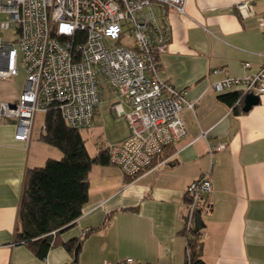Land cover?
<instances>
[{"label":"crops","instance_id":"0c3cea01","mask_svg":"<svg viewBox=\"0 0 264 264\" xmlns=\"http://www.w3.org/2000/svg\"><path fill=\"white\" fill-rule=\"evenodd\" d=\"M242 1L254 4V16L239 15L235 6ZM153 10L169 35L168 47L160 55V76L177 88H188L189 98L197 100L195 109L182 112L187 134L167 148L168 162L134 180L115 164H95L83 214L58 235L59 243L42 259L27 244L16 241L25 175L29 168L43 166L50 158L60 159L63 153L41 138L45 113L36 115L29 142L15 138V120H3L0 264H69L72 255L61 242L73 237L84 238L78 264L117 263L127 257L145 264H185L186 188L206 172L213 182V213L197 219L203 231L204 260L207 264H264V93L250 111L243 110V100L241 112L236 113L220 99L230 91L218 93L213 88L228 76L244 77L264 67L260 24L264 0H187L185 14L158 3ZM10 82L0 79V100L14 101L20 95L22 90L11 89ZM102 103L91 126L96 127L100 146L91 152L82 135L91 155L129 135L125 121L121 136L109 143L103 138L99 128L108 110ZM218 143L226 148L211 154L209 147ZM104 222L106 226L100 227Z\"/></svg>","mask_w":264,"mask_h":264},{"label":"built area","instance_id":"2783aa9c","mask_svg":"<svg viewBox=\"0 0 264 264\" xmlns=\"http://www.w3.org/2000/svg\"><path fill=\"white\" fill-rule=\"evenodd\" d=\"M155 3L186 13L187 0H0V79L10 81L19 74L20 53L27 72L18 98L0 100V125L5 119L15 120V138L29 142L38 112L46 114L55 105L69 126L90 128L105 78L122 97L113 109L126 116L130 129L125 139L109 146L111 162L130 176L157 167L160 163L152 167L153 160L164 147L187 134L182 112L195 109L197 100L189 98L188 88H177L160 76L158 59L168 40L155 16ZM235 7L242 18L256 14L249 1ZM260 24L264 35V15ZM12 25L16 39L9 41L3 34ZM213 87L218 93L242 91L243 98L261 95L264 67L244 77L228 76ZM225 148V143H218L209 152ZM212 191L210 172L188 184L187 229L197 228L199 216L212 215ZM198 231L201 237L203 231ZM120 263L145 264L133 257Z\"/></svg>","mask_w":264,"mask_h":264},{"label":"trees","instance_id":"16d2710c","mask_svg":"<svg viewBox=\"0 0 264 264\" xmlns=\"http://www.w3.org/2000/svg\"><path fill=\"white\" fill-rule=\"evenodd\" d=\"M165 31L169 41L168 31ZM149 32L151 36L154 34L151 30ZM242 95V91H234L220 95V99L236 113H240ZM41 138L61 150L63 155L60 159L50 158L45 165L27 170L19 207L16 241L27 244L39 258L44 259L50 249L59 243L58 235L72 227L83 214L84 206L89 200V175L93 166L113 163L109 148H102L98 154L91 155L81 129L69 126L55 105L50 106L45 114V128ZM171 145H166L162 153L155 157L152 167L169 160L166 151ZM143 173L125 176L134 180ZM185 197L187 204L188 198ZM185 217L186 213L184 220ZM106 224L104 222L100 227H105ZM199 228L187 229L186 222L184 224L182 232L186 236L185 264H207L203 258ZM61 244L72 255L69 264H78L84 238L73 237ZM114 264L121 263L119 261Z\"/></svg>","mask_w":264,"mask_h":264},{"label":"rangeland","instance_id":"374dc122","mask_svg":"<svg viewBox=\"0 0 264 264\" xmlns=\"http://www.w3.org/2000/svg\"><path fill=\"white\" fill-rule=\"evenodd\" d=\"M15 29H16V25H12L11 29L5 32L3 36L9 41H14L16 39ZM129 43L132 44V41H130ZM18 67H19V74L16 77H14L10 82V85L12 86V87L10 86L11 89H14L15 91L23 90L27 77L26 70L21 66V53L19 55ZM101 84H102V88L100 89V97H101L100 104L104 100V102L102 103L103 106L102 108H107L108 115H107V120H104V122H102L103 127H100L99 130L102 132L103 138L107 139L109 143L112 141V139H115L116 137L122 135V133L125 130L124 122L126 121L127 123L126 126L128 125V129H129V123L126 116H120L117 113V111L113 109V105L122 101V97L118 96L116 92L111 89V87L108 84V81L105 78H101ZM243 100L245 101V97L243 98ZM243 100L241 101L243 102ZM126 109L127 110L129 109L128 106H126ZM38 113L41 115L42 112H38ZM81 133L85 137L87 147L91 152L93 151L94 147L100 146L97 139L98 134L96 132L95 126H93L92 128L91 127L83 128L81 129Z\"/></svg>","mask_w":264,"mask_h":264},{"label":"water","instance_id":"95a60500","mask_svg":"<svg viewBox=\"0 0 264 264\" xmlns=\"http://www.w3.org/2000/svg\"><path fill=\"white\" fill-rule=\"evenodd\" d=\"M260 100H261L260 95L253 93L247 94L245 97L243 110L250 111L253 108V106L259 104Z\"/></svg>","mask_w":264,"mask_h":264}]
</instances>
